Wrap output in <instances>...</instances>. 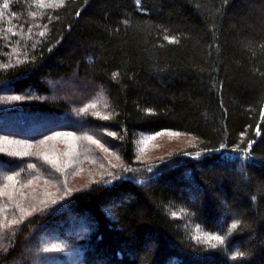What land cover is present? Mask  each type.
I'll use <instances>...</instances> for the list:
<instances>
[{"label": "trees", "instance_id": "trees-1", "mask_svg": "<svg viewBox=\"0 0 264 264\" xmlns=\"http://www.w3.org/2000/svg\"><path fill=\"white\" fill-rule=\"evenodd\" d=\"M0 136V264H264V0H0Z\"/></svg>", "mask_w": 264, "mask_h": 264}, {"label": "rangeland", "instance_id": "rangeland-1", "mask_svg": "<svg viewBox=\"0 0 264 264\" xmlns=\"http://www.w3.org/2000/svg\"><path fill=\"white\" fill-rule=\"evenodd\" d=\"M62 86L63 88L59 87L60 90L66 88L69 89L70 92L78 91L75 84L73 83H64V85ZM51 90L55 94H59L60 92L58 88L55 89L54 87H52ZM75 126L77 127V125ZM88 138L90 137L77 133H68V132L60 131L55 134L52 132V134L47 138H43V139L40 138L39 139L40 142L36 140L37 143L35 141L27 140L29 143H26L25 147L31 145L30 148L35 149L36 152L42 153V156L45 159L53 160L55 162L59 161V157L61 156L63 159L66 160V166L68 167L74 166L76 164L75 155L77 154V146L79 143H81L82 148H84L83 146L88 147L86 145L87 143L88 145L92 146L93 149L96 152H98V154L100 153V155H102L100 157H102L103 160L102 162L99 161V165L101 167H103L102 163L105 161L106 158L110 164L119 161V158L116 156L113 150L109 151L98 140L93 141L92 139L89 140ZM187 140L188 137H181L177 133H173V132H163L151 138L147 137L140 144V156L143 159L146 158V160L161 157L163 153L171 151V148L175 147L178 143ZM90 141L95 144H91ZM10 143L15 144L11 142L10 139L0 136V145L2 146V148L5 146L9 148L8 152L17 153L18 151L15 148H10ZM21 146H23L22 143ZM92 165L93 162L90 163L88 159H85L84 163L79 167L76 164L77 166L76 169L71 172L72 175L70 174L72 178L71 187H77L82 184H85L90 180H92L91 178L97 175V173L94 172L95 169L93 170L94 167H92ZM42 184L44 186L41 187L44 190H48L50 192H54L57 187V185L54 183L52 184V182H45ZM68 259L70 263L74 261L73 256L72 257L70 256Z\"/></svg>", "mask_w": 264, "mask_h": 264}]
</instances>
